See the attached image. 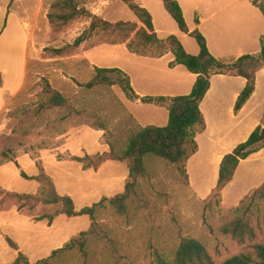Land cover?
<instances>
[{"label": "rangeland", "instance_id": "1", "mask_svg": "<svg viewBox=\"0 0 264 264\" xmlns=\"http://www.w3.org/2000/svg\"><path fill=\"white\" fill-rule=\"evenodd\" d=\"M56 1L11 0L9 4L5 26L13 29L0 36V66L13 72L24 57L26 45L29 52L23 89L0 112V164L14 162L23 153L38 158L42 151L56 153L55 148H69L67 152L57 153L55 158L74 163H64L58 168L48 161L45 170L42 161H36V167L48 176L54 175L56 184L51 179L56 191L60 195L71 193L79 210L97 199L121 193L127 180L124 161L108 159L99 163L97 155L121 152L132 133L147 125H164L167 114L154 104L142 105L138 100L127 99L116 85L85 86L94 76V67L119 65L108 48L121 44H108L118 38L111 31L89 32L77 46L73 45L75 39L88 30L91 15L109 22L134 18L127 6L119 0H75L86 13L67 24L57 21L52 25L48 13ZM8 3L9 0H0V7L7 8ZM120 59L132 75V61ZM156 72H160L159 83L167 82L160 65ZM46 85L66 99L63 106L49 108L45 104ZM162 87L155 92L164 91ZM97 130L103 131L100 139L108 145V151L100 154L92 145ZM76 157L81 161H76ZM145 163L147 174L139 180L137 195L129 201L127 215H119L110 207L97 210V221L107 238L92 237L85 256L66 253L56 264H113L114 259L118 264H156L157 256L171 255L184 237L202 242L213 264H220L234 254L250 252L255 243H264V201L245 199L244 206H249L245 217L255 238L238 242L221 234L217 227L236 216L234 210L241 200L235 205L223 204L221 195L220 205L210 200L211 206L205 210L210 192H199L192 187L175 165L154 156L146 157ZM107 179L108 188L104 190ZM0 183L8 186V190L1 187L8 194H36L39 187L35 180L8 176L3 167ZM92 186L102 194L97 196L98 192L93 191L84 200L81 190L90 192ZM17 207L14 196L0 194V264H11L18 252L33 264L88 230L91 224L88 216L61 214L51 223L37 221L36 214H53L54 209L37 206L29 213L27 209L20 212ZM6 238L15 242L17 249L11 248Z\"/></svg>", "mask_w": 264, "mask_h": 264}, {"label": "trees", "instance_id": "2", "mask_svg": "<svg viewBox=\"0 0 264 264\" xmlns=\"http://www.w3.org/2000/svg\"><path fill=\"white\" fill-rule=\"evenodd\" d=\"M119 1L127 6L137 21L141 23V26L137 22L127 20L109 22L91 15L88 30L78 36L73 45H79L89 32L111 31L118 35V38L108 44H125L130 53L150 58H159L166 52H171L174 59L168 66L173 68L176 65H182L188 72L195 74L196 79L187 95L139 97L132 88L129 76L121 69L117 67H94L93 78L85 84L87 88H93L99 84L116 85L129 100L139 99L143 104L164 106L168 112L167 123L164 126L147 125L138 129L130 135L126 147L121 152L110 151L97 155L100 159L99 163L108 159L124 161L127 165L128 175L121 193L110 198L102 197L90 206L77 210L73 199L69 195H60L56 191L51 177L42 168L38 169L37 175L31 177L24 172L20 173L22 178L38 182L39 187L36 194L14 192L8 194L0 187V194L12 195L17 199V209L20 212L27 209V212L33 213L37 206H41L43 209L46 207L54 209L53 214L48 212L36 214L34 219L37 221L47 220L48 223H51L60 214L66 217L88 216L91 220L88 230L80 232L62 247L53 250L49 256L41 258L33 264H56L58 259L70 252H78L85 256L89 240L92 237L98 240L106 239L107 233L102 228L101 223L97 221V210L101 207H110L119 215L128 214L129 201L137 195L139 180L147 174L146 157L154 156L168 164L175 165L177 170L187 177L185 163L188 157L196 152L195 136L204 127V119L199 105L210 86L211 77L216 74H227L245 78L246 84L234 106L235 111H238L254 91L256 72L260 68H264V34L260 37L259 54H245L233 60H221L212 56L204 36L195 29L189 35L198 44L199 53L192 55L185 51L176 36L169 35L164 39L158 38L154 32L152 16L144 7L134 0ZM250 1L264 17V0ZM162 3L179 30L188 33V27L178 1L162 0ZM84 13H86L84 8L80 7L75 0H57L51 5L48 19L52 25L57 21H60L61 24H67ZM45 93L47 95L45 104L49 108L61 107L66 102L61 93L51 89L48 85H46ZM262 148H264V114L261 123L252 131L250 136L238 144L232 152L223 156L216 185L206 197L205 210L211 206L210 200H214L217 206L220 205L222 190L232 181L240 160L246 159ZM74 159L81 161L77 157ZM251 192V195L246 194L241 199L240 205L234 210L236 216L217 227L221 234L229 235L238 242L255 238V232L245 217L249 206H244V204L245 199L264 201V182ZM6 241L11 248L17 249L16 243L11 239L6 238ZM11 264L31 263L23 253L18 252ZM113 264H118V261L114 259ZM156 264H213V260L202 242L194 238L184 237L180 239L171 255L157 256ZM220 264H264V243H255L250 252L234 254L224 259Z\"/></svg>", "mask_w": 264, "mask_h": 264}, {"label": "crops", "instance_id": "3", "mask_svg": "<svg viewBox=\"0 0 264 264\" xmlns=\"http://www.w3.org/2000/svg\"><path fill=\"white\" fill-rule=\"evenodd\" d=\"M134 1L151 14L154 32L158 38L164 39L169 35L176 36L189 54L197 55L199 53L198 44L189 35L195 29L204 36L209 52L217 59L233 60L245 54L257 55L260 52V37L264 34V17L250 0H177L183 12L188 33L179 30L177 24L165 10L162 0ZM8 6L9 3L7 8L0 7L2 18L0 36L9 29H13L5 26L6 16L9 12ZM127 21L137 22L141 26L135 16L134 18L129 16ZM108 49L119 62L118 66L110 65V67H117L129 76L132 88L139 97L187 95L193 87L196 79L195 74L188 72L182 65H176L173 68L168 66L174 59L171 52H166L159 58H150L130 53L125 44L112 46ZM28 52L29 49L26 45L24 57L13 72L0 66V112L23 89ZM120 57L132 61V75L127 69L128 65L122 63ZM158 65L163 69L162 74L167 75L166 79L168 80L164 84L157 80L161 78L160 72H156ZM245 84V78L240 76L213 75L210 79V86L200 102L199 108L204 119V127L195 136L196 152L190 155L185 163L188 182L199 192H210L214 188L223 156L244 142L262 121L264 68H260L256 72L255 88L250 98L238 111H235L236 100ZM159 86H163L164 91L155 92ZM155 107H161L166 112L167 117L164 123L166 125L167 109L164 106ZM102 133V130H97V134L93 136L96 141L92 145L95 147L96 153L99 154L108 151V145L102 143L100 139ZM68 149L67 147H58L53 149L56 153L42 151L38 158L29 153H23L16 157L14 162L0 164V168L3 167L10 177H21V172L30 177L35 176L38 173L36 161H42L45 170L48 161L58 168L62 164L65 165L64 163H74L73 160L58 161L55 158L57 153L67 152ZM201 171L204 173H200ZM50 176L56 184L55 176ZM108 181L107 179L105 182L104 190L108 188ZM263 182L264 148L246 159L240 160L232 181L222 190V203L235 205L248 192L259 187ZM0 187L8 190V186L3 183H0ZM205 187H207L206 190L203 189ZM93 191L98 192L97 196L102 194V191L92 186L90 192L81 190L82 195L85 194L84 200ZM63 194L71 196L69 192H63Z\"/></svg>", "mask_w": 264, "mask_h": 264}]
</instances>
